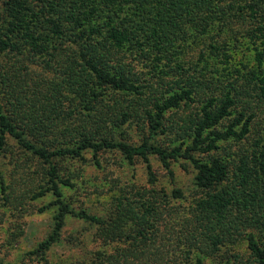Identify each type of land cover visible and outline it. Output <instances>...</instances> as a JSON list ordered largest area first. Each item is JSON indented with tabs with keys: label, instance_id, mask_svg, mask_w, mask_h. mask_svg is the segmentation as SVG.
<instances>
[{
	"label": "trees",
	"instance_id": "1",
	"mask_svg": "<svg viewBox=\"0 0 264 264\" xmlns=\"http://www.w3.org/2000/svg\"><path fill=\"white\" fill-rule=\"evenodd\" d=\"M204 36L186 59V41ZM248 75L264 97V0H0V157L13 146L38 160L33 197L50 193L39 211L55 207L32 252L56 242L70 214L115 244L83 264H264V134L252 136L253 114L236 108ZM183 108L185 121H172ZM132 121L138 142L118 132ZM228 140L248 144L225 152ZM109 150L142 161L147 186L115 196L106 215L72 208L61 161L84 162L89 151L100 165ZM151 156L170 180L178 160L193 173L196 195L173 232L179 253L157 238L183 192L157 186ZM8 187L0 167L4 201Z\"/></svg>",
	"mask_w": 264,
	"mask_h": 264
},
{
	"label": "rangeland",
	"instance_id": "2",
	"mask_svg": "<svg viewBox=\"0 0 264 264\" xmlns=\"http://www.w3.org/2000/svg\"><path fill=\"white\" fill-rule=\"evenodd\" d=\"M206 40V36L188 39L185 43L188 50L185 58L195 59ZM243 52L244 56L249 58L248 63L252 65L251 52L247 53V50L242 49L239 54ZM29 68L37 72H46L36 64L30 63ZM248 77L250 75L241 76L237 80L242 86V92L237 97L236 108L253 114L252 136L257 137L264 134V97L260 96L252 82L247 81ZM184 108L172 114L171 120L182 124L189 114V111ZM118 132L131 142H138L140 137L138 127L133 121L123 125ZM247 144L248 142L238 143L228 140L222 144L221 150L235 151ZM11 149V154L7 153L0 157L4 180L9 186L8 201L0 199V258L3 262L83 264L91 261L96 249L104 248L105 252H111L115 244H104L97 240L96 227L93 223L70 214L66 216L59 239L43 254L32 252L52 231L55 207L50 206L39 211V207L51 201L50 193L33 197V191H37L39 184L43 183L44 169L41 168L40 162L32 158L28 152L13 146ZM84 156L87 158L84 162L73 160L74 162L69 165L68 159L61 161L63 169L60 174L73 176L71 181L74 185L65 186L62 190L66 201L74 209L85 208L90 212L106 215L113 207L115 196L125 195L131 188L147 186L145 166L139 159L128 162L118 151L109 150L101 153V164L96 165L92 160L91 152H85ZM150 162L158 170L157 186H164L168 191L176 186L183 192L182 198L170 201L169 205L176 215L162 222L163 236L157 238V244L166 243L168 251L179 253L182 245L175 240L173 232L177 233L181 227L180 218L188 212L196 195L193 173L189 167H183L182 161L178 160L172 164L173 179L170 180L161 171L155 157L151 156ZM240 242L243 248V241ZM206 262L210 264V259Z\"/></svg>",
	"mask_w": 264,
	"mask_h": 264
}]
</instances>
